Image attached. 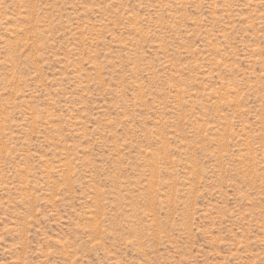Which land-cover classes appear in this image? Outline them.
Masks as SVG:
<instances>
[{
  "label": "rangeland",
  "instance_id": "rangeland-1",
  "mask_svg": "<svg viewBox=\"0 0 264 264\" xmlns=\"http://www.w3.org/2000/svg\"><path fill=\"white\" fill-rule=\"evenodd\" d=\"M0 264H264V0H0Z\"/></svg>",
  "mask_w": 264,
  "mask_h": 264
}]
</instances>
